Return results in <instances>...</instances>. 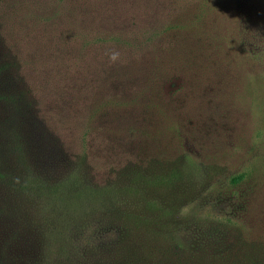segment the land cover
I'll use <instances>...</instances> for the list:
<instances>
[{
	"label": "rangeland",
	"instance_id": "rangeland-1",
	"mask_svg": "<svg viewBox=\"0 0 264 264\" xmlns=\"http://www.w3.org/2000/svg\"><path fill=\"white\" fill-rule=\"evenodd\" d=\"M12 88L77 186L32 264H264V0H0Z\"/></svg>",
	"mask_w": 264,
	"mask_h": 264
},
{
	"label": "trees",
	"instance_id": "trees-1",
	"mask_svg": "<svg viewBox=\"0 0 264 264\" xmlns=\"http://www.w3.org/2000/svg\"><path fill=\"white\" fill-rule=\"evenodd\" d=\"M24 96L14 88L0 92V264L23 260L32 264L23 254L27 248L21 250L16 241L42 231L43 225L35 222L40 220L37 202L43 196L64 201L77 187L72 175L53 179L49 168L53 164L33 154L25 128L29 109Z\"/></svg>",
	"mask_w": 264,
	"mask_h": 264
},
{
	"label": "clouds",
	"instance_id": "clouds-1",
	"mask_svg": "<svg viewBox=\"0 0 264 264\" xmlns=\"http://www.w3.org/2000/svg\"><path fill=\"white\" fill-rule=\"evenodd\" d=\"M119 58V53L118 52H112L109 56V59L111 62L117 61Z\"/></svg>",
	"mask_w": 264,
	"mask_h": 264
}]
</instances>
